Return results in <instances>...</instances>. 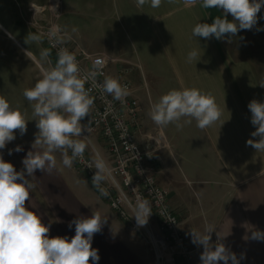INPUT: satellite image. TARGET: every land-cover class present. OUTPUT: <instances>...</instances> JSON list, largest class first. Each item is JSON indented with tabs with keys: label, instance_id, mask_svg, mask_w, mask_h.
<instances>
[{
	"label": "crops",
	"instance_id": "obj_1",
	"mask_svg": "<svg viewBox=\"0 0 264 264\" xmlns=\"http://www.w3.org/2000/svg\"><path fill=\"white\" fill-rule=\"evenodd\" d=\"M13 1L17 5L16 0ZM28 1L26 12L17 5L18 14L23 21L29 17L33 22L30 8L33 5L46 7L48 0ZM61 1L63 11L59 24L62 30L76 39L81 49L109 59L108 77L118 79L121 85L130 84L133 96L141 103L146 126L144 134L140 129L137 131V141L145 149L154 148L157 183L168 191L169 204L180 219L189 245L195 250L188 261L177 264H201L203 248L192 243L190 232H203L206 225L216 229L212 233L214 244L218 233L222 243L238 258L243 257L240 264H264V240L250 238L252 231H264V151H256L246 143L249 139H259L251 136L256 128L251 123L247 105L253 99L264 102V87L261 86L264 85V76L253 57V45L232 43L230 34L221 40L193 36L192 29L197 23L211 24L216 16L223 18L220 9L203 8L202 0H197L194 5H186L184 0H161L157 8L150 6V0L145 3V18L159 37L174 71L173 76L161 82L160 97L173 89L197 88L203 93H211L222 111L220 120L208 128H198L195 120L180 128L171 123L160 126V137L157 138L151 134L146 118L144 94L150 88L143 87L136 74V68L142 67L125 57L109 56V47L100 49L103 41L100 38L114 32V15L109 1ZM80 4L90 7L96 14L84 6L81 8ZM227 19L232 20L229 15ZM257 19L264 22V6L257 13ZM12 21L17 23L16 19ZM66 40L68 46L77 49ZM193 49L200 55L198 61L189 62L188 53ZM261 49L264 50V42ZM28 52L40 79L42 68L54 67L49 55L48 64H43L33 52ZM19 109L24 113L22 104ZM180 123L183 124V119ZM81 124L89 128L91 114L82 119ZM92 135L95 136L93 140L91 134L86 139L89 157L93 160L98 153L107 167H111L104 137L100 132ZM15 136L16 139L0 151H7L5 162L12 163L19 172L34 140ZM17 145L23 151H13L9 155V150H14ZM54 155L56 168L50 174L35 172L32 179L35 187L30 190V198L26 201V207L36 212L43 224L50 225L49 238L67 236L70 240L75 235V225L68 227L70 221L99 212L106 223L92 240V247L98 249L100 257L97 264H156L151 245L110 207L104 191L94 187L74 162L70 168L65 167L59 151ZM152 220V225L158 226L156 217L153 216ZM89 264H92L91 259Z\"/></svg>",
	"mask_w": 264,
	"mask_h": 264
},
{
	"label": "clouds",
	"instance_id": "obj_2",
	"mask_svg": "<svg viewBox=\"0 0 264 264\" xmlns=\"http://www.w3.org/2000/svg\"><path fill=\"white\" fill-rule=\"evenodd\" d=\"M148 2L137 0V5L143 6ZM196 2L184 0L186 5H194ZM160 4L161 0H150L153 8ZM201 6L205 9H222L223 18L216 16L211 24L197 23L192 29V35L221 40L226 34L234 36L238 30H251L257 24V13L264 6V0H202ZM229 13L234 22L227 19ZM261 30L264 29L257 28V31ZM60 31L55 25L49 31V37L56 43L63 42ZM28 37L39 39L31 33ZM26 55L31 56L28 51ZM48 55L47 49L41 52L42 59ZM199 55L193 49L187 59L191 62L197 60ZM57 56L55 66L42 68V78L34 87L23 92L28 101L35 102L33 115L38 117V132L32 150L22 160V170L18 172L12 163L5 162L0 155V264H89L90 259L92 264H97L100 259L98 249L92 247L94 234L100 232L102 224L106 223L99 212L70 221L69 228L75 225V235L70 240L67 236L49 238L50 225L43 224L40 216L26 207V201L30 198V190L35 187L32 183L35 172L39 170L50 174L56 168L54 153L59 151L62 164L69 168L75 160L84 156L88 144L87 136H83L82 132H88V125H82L81 121L90 114L94 103V98L89 94L91 89H86L85 83L91 80L94 87L101 88L102 92L110 94L115 100L127 96V87L110 76L97 85V71L103 67L100 60L94 61L92 72L82 76L74 54L61 48ZM247 107L251 112V123L256 128L251 136L259 139H249L246 143L256 151H264V102L253 99ZM149 115L161 127L175 123L180 128L195 120L198 128L205 129L220 120L222 111L211 93H203L197 88H184L163 94L151 105ZM182 119L183 124L180 123ZM16 130H19L21 136L26 133L25 116L0 95V149L16 139ZM13 151L20 152L23 148L17 145L8 154L11 155ZM92 163L96 169L92 184L103 192L101 185L110 175V170L98 153ZM132 190L135 191V188ZM133 211L137 226H144L152 214L151 202L137 198ZM215 231L214 226L206 225L203 232H190L192 243L203 248L201 264H240L243 257L238 258L222 243L218 233L216 243L212 242V233ZM250 238L264 240V231H252Z\"/></svg>",
	"mask_w": 264,
	"mask_h": 264
},
{
	"label": "built area",
	"instance_id": "obj_3",
	"mask_svg": "<svg viewBox=\"0 0 264 264\" xmlns=\"http://www.w3.org/2000/svg\"><path fill=\"white\" fill-rule=\"evenodd\" d=\"M63 4L61 0H48L46 7L33 5L30 13L33 16L36 33L44 38L47 47L57 58L59 49L66 48L75 55L82 76L93 71L96 60L102 62L103 67L97 71L95 83L102 84L108 77L109 61L105 56L92 55L85 50L73 49L65 43L64 31L59 20L62 16ZM45 24L44 26L42 24ZM34 26V24L32 23ZM60 28L62 43H56L49 37L52 26ZM127 87V96L115 100L110 94L102 92L101 88L94 87L91 80L85 83L86 89H91L90 96L94 98L90 110L91 125L87 136L100 132L104 137L112 160L108 167L110 175L102 183L105 196L110 207L118 213L123 221L137 233L145 235L156 255V264H177L188 261L195 250L189 245L181 229V222L169 204V193L161 188L156 180L153 166L157 162L154 148H143L137 141L136 133L140 127V108L137 98L133 96L130 84ZM71 155V152H69ZM5 159L7 151H0ZM93 160L85 150L83 158L74 161L77 169L92 183L96 172ZM135 188V191L132 189ZM137 198H145L151 202L152 214L144 226H137L133 207ZM156 217L159 229L152 225V217Z\"/></svg>",
	"mask_w": 264,
	"mask_h": 264
},
{
	"label": "rangeland",
	"instance_id": "obj_4",
	"mask_svg": "<svg viewBox=\"0 0 264 264\" xmlns=\"http://www.w3.org/2000/svg\"><path fill=\"white\" fill-rule=\"evenodd\" d=\"M23 1L16 0L19 8L26 12L29 7V1L26 0L24 3ZM108 1L114 15L112 19L114 20L112 21V30L114 32L100 38L101 41L103 40L100 44V49L109 47V53H107L109 56L117 59L125 57L132 61L133 64L136 63L142 67L141 69L136 68V74L140 77L142 86L150 88L144 94L147 106L146 118L149 121L151 134L159 138L160 126L152 121L149 112L151 105L160 98L159 89L161 82L173 76L174 71L170 67L159 37L153 33L150 21L145 18L146 12L144 13L143 6H138L137 0ZM17 5L13 0H0V95L8 100L12 108L20 111L21 104L24 108L23 114L27 121V131L22 136L19 130H16L15 134H18L21 138L25 137V139L35 140V134L37 133L36 119H38V117L33 115V104L35 102L28 101L24 97L23 92L25 89L34 87L40 77H38L39 72L34 68L23 49L33 52L43 64H48V62L47 58H41V52L45 49L48 50L49 54L51 52L44 38L36 33L37 28L34 21L32 22L29 17L23 21L21 14H18L19 8ZM80 6L81 8L84 6L86 10L96 14L94 10L91 11V8L84 4H80ZM220 11L223 13L222 9ZM228 15L232 18L230 21L234 22L231 14L229 13ZM15 19L17 21L16 24L12 21ZM42 25L44 26L45 24L43 23ZM257 28L264 29V22L257 19V24L251 30H238L234 36H231V42H244L253 45V57L260 64L258 69L264 76V50L261 49L264 42V30L257 31ZM29 33L35 34L39 39H30L28 37ZM64 34V40L67 39L66 41L72 43L74 48H80L76 39L69 36L66 31H64ZM93 38L95 39V37ZM111 50H114L113 53ZM101 56L104 55L101 54ZM138 102L141 113L139 129L144 134L146 123L143 124V121L145 122L143 108L139 100ZM94 137L91 134L90 138L92 140ZM153 170L155 173L157 172L154 166ZM155 226V230H158L159 223L158 226L157 224ZM141 236L143 239L145 238V235L141 234Z\"/></svg>",
	"mask_w": 264,
	"mask_h": 264
},
{
	"label": "trees",
	"instance_id": "obj_5",
	"mask_svg": "<svg viewBox=\"0 0 264 264\" xmlns=\"http://www.w3.org/2000/svg\"><path fill=\"white\" fill-rule=\"evenodd\" d=\"M49 58L51 59L53 66H55L58 58L53 53L49 54Z\"/></svg>",
	"mask_w": 264,
	"mask_h": 264
}]
</instances>
